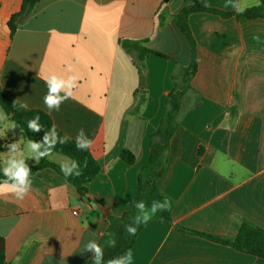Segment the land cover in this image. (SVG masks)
Listing matches in <instances>:
<instances>
[{
    "label": "crops",
    "instance_id": "crops-1",
    "mask_svg": "<svg viewBox=\"0 0 264 264\" xmlns=\"http://www.w3.org/2000/svg\"><path fill=\"white\" fill-rule=\"evenodd\" d=\"M197 1L236 12L230 0H38L11 38L7 22L22 0H0L2 91L28 109L46 112L74 140L83 128L100 164L85 199L49 168L31 175L23 200L0 196L6 264H88L93 253L83 251L85 243L99 242L110 219L132 208L139 172L150 159V137L181 69L191 62L190 44L174 16ZM241 2L249 8L260 0ZM188 21L198 70L157 180L174 202L173 222L150 220L129 249L131 264H264L178 229L232 238L243 219L264 229V19L200 12ZM124 40H146L168 58L149 55L140 62L124 50ZM51 74L75 76L77 86L59 111L49 113L44 77ZM11 123L9 117L0 123L2 166L10 143L20 141L31 155L27 138ZM123 149L134 154L132 165L120 158ZM58 155L49 159L59 165L68 159Z\"/></svg>",
    "mask_w": 264,
    "mask_h": 264
},
{
    "label": "trees",
    "instance_id": "trees-1",
    "mask_svg": "<svg viewBox=\"0 0 264 264\" xmlns=\"http://www.w3.org/2000/svg\"><path fill=\"white\" fill-rule=\"evenodd\" d=\"M37 2L38 0H22L20 11L14 13L7 22L11 38L13 37L17 26L24 23L28 19L33 7ZM166 2L167 0H164L163 4H166ZM200 12L212 13L222 18L234 16L237 19H264V0H260L258 5L246 8V10L240 14L236 12H225L218 9L209 8L204 6L201 1H197L189 6L184 7L178 14L174 16L176 25L190 44L192 53L191 62L188 67L181 69V81L180 83H176L173 90L169 93L166 99V107L163 112L160 124L150 137V159L139 172L132 208L123 215L110 219V225L106 234L98 242L104 247V264H106L109 259L122 256L126 251H128L133 246L138 234L150 220H158L167 225H172L174 202L163 192H161V190L158 188L157 180L164 174L170 139L179 125L178 117L182 111L183 99L185 93L191 88V80L198 70L197 44L190 28L188 19L191 14ZM159 17L160 24H162L165 18L164 10L160 13ZM146 43V40H124L122 42V46L128 53L134 54L136 59L140 62H142L149 55L159 56L164 59L168 58L165 54L148 48ZM14 101L15 100L8 97L0 87V108L9 117V120L18 124L20 130L27 140L32 139L42 143L46 131L54 125L52 119L46 112L39 109H22L19 108L18 104L14 108ZM35 115L40 116L41 119L38 121V123L42 124L44 128L33 133L28 131L27 121L31 118H34ZM57 131L60 136H64V134L59 130ZM52 154H60L67 157L68 159L79 162L81 175L65 177L61 171V165L52 162L49 157L42 159L38 164L36 163L35 165L30 166L32 175H35L44 169H52L77 189L81 199L87 198L89 196L88 184L93 181L100 173V164L92 154L91 150H77L75 140L71 139L66 144H57L55 149H53ZM120 158L127 165H132L135 162L134 154L128 149L122 150L120 153ZM85 161L87 162L86 167L84 166ZM0 167H3L1 159ZM3 179H5V177L3 173L0 172V180ZM166 198L171 201V209L169 211L157 208L153 218L147 223L141 224L137 228L136 234L134 236L128 234L125 226L131 225L136 227L134 223V217L137 215H141L142 219V214L136 209L134 202L144 201L145 211L151 213L153 202L165 204ZM178 229L183 232H192L198 234L199 236H203L213 242L222 244L224 246H229L238 252L264 259V229L248 220L243 219L241 221V226L237 235L232 238L206 235L186 229L184 227H178ZM109 234H111V237L116 241L114 247H109L106 243V241L110 238ZM92 258L88 264H92ZM0 264H6L4 240L1 237Z\"/></svg>",
    "mask_w": 264,
    "mask_h": 264
},
{
    "label": "clouds",
    "instance_id": "clouds-1",
    "mask_svg": "<svg viewBox=\"0 0 264 264\" xmlns=\"http://www.w3.org/2000/svg\"><path fill=\"white\" fill-rule=\"evenodd\" d=\"M230 3L231 7L238 14L246 10L247 5L243 4L241 0H230ZM253 39L259 41V36H253ZM44 79L47 86V93L43 97V103L49 113H51L53 110L59 111L62 103L72 97L73 89L77 86V77L69 76L67 78H63L56 74H51L44 77ZM61 93L64 94L61 95ZM17 104L19 105V108L28 109V105L26 103H19L18 100L14 101L13 107L15 108ZM7 119V115L0 111V123L7 121ZM40 119L41 118L39 115H35L34 118L29 119L27 121L28 131L35 133L44 128L42 124L38 123ZM5 126L7 127L8 125ZM10 127L11 129H15L17 125L15 122H12ZM71 139L72 138L67 134L60 136L56 126L53 125L46 131L42 143L32 139L27 141V152L31 154L30 156H26L25 150L21 149L20 141L7 145L9 148L8 155L4 160V166L0 167V172H2L5 177V179L0 180V196L12 194L17 200H23L31 191L32 186V181L30 179L32 171L27 165L26 160L28 158H34L38 164L42 159L52 155L53 149H55L57 144H66ZM92 144L93 141L87 137L84 129L81 128L75 137V145L77 150L86 151L92 146ZM84 166H87L86 161ZM61 171L65 177L81 175L79 162L72 159H66L61 162ZM134 205L136 209L142 214V219L141 215H137L134 217V223L136 227L131 225L125 226L128 234L133 236L136 234L137 228L141 224L147 223L153 218L157 208L166 211L171 209V201L167 198L165 204L153 202L151 213L145 211L144 201H136L134 202ZM109 237L110 238L106 241V243L109 247H114L116 241L111 237V234H109ZM83 251L93 253L92 264H104V247L95 239L89 240L87 243H85ZM132 261L133 253L131 250H129L122 256L109 259L107 264H131Z\"/></svg>",
    "mask_w": 264,
    "mask_h": 264
},
{
    "label": "water",
    "instance_id": "water-1",
    "mask_svg": "<svg viewBox=\"0 0 264 264\" xmlns=\"http://www.w3.org/2000/svg\"><path fill=\"white\" fill-rule=\"evenodd\" d=\"M99 208L101 209V211H103V213H105V209L102 207V205H99Z\"/></svg>",
    "mask_w": 264,
    "mask_h": 264
},
{
    "label": "rangeland",
    "instance_id": "rangeland-1",
    "mask_svg": "<svg viewBox=\"0 0 264 264\" xmlns=\"http://www.w3.org/2000/svg\"><path fill=\"white\" fill-rule=\"evenodd\" d=\"M58 155V154H57ZM59 157H63L62 155H58ZM64 159H66L65 157H63Z\"/></svg>",
    "mask_w": 264,
    "mask_h": 264
},
{
    "label": "built area",
    "instance_id": "built-area-1",
    "mask_svg": "<svg viewBox=\"0 0 264 264\" xmlns=\"http://www.w3.org/2000/svg\"><path fill=\"white\" fill-rule=\"evenodd\" d=\"M75 214L77 213V212H74Z\"/></svg>",
    "mask_w": 264,
    "mask_h": 264
}]
</instances>
